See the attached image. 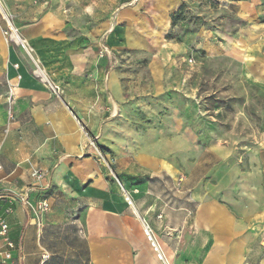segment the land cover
I'll return each instance as SVG.
<instances>
[{"label":"crops","instance_id":"crops-1","mask_svg":"<svg viewBox=\"0 0 264 264\" xmlns=\"http://www.w3.org/2000/svg\"><path fill=\"white\" fill-rule=\"evenodd\" d=\"M31 1L4 0L18 34L6 37L0 21V217L10 262L264 264V182L239 180L221 148L213 180L184 166L126 163L125 71L109 67L114 53H141L152 84L164 86L171 73L162 66L184 55L227 57L264 89V0ZM41 198L48 208L35 219L23 199Z\"/></svg>","mask_w":264,"mask_h":264},{"label":"rangeland","instance_id":"rangeland-1","mask_svg":"<svg viewBox=\"0 0 264 264\" xmlns=\"http://www.w3.org/2000/svg\"><path fill=\"white\" fill-rule=\"evenodd\" d=\"M10 14L4 0H0V21L9 38ZM230 23L240 22L231 18ZM11 30L18 34L12 26ZM108 51L103 53L111 56ZM184 56L170 66H162L171 74L164 77V86H157L150 79L148 56L128 49L114 53L109 67L125 71V85L118 96L123 105L120 115L124 123L119 126L125 132L121 141L125 162L145 168L184 166L195 176L204 171L206 179L213 180L209 171L218 161L213 149L221 148L226 151L227 161L236 166L239 180L254 185L264 182V89L244 81L235 60L197 53ZM109 99L115 100L111 94ZM110 130L116 131V126ZM98 146L110 154L108 146ZM108 161L115 163L117 156ZM258 190L264 195V188Z\"/></svg>","mask_w":264,"mask_h":264},{"label":"built area","instance_id":"built-area-1","mask_svg":"<svg viewBox=\"0 0 264 264\" xmlns=\"http://www.w3.org/2000/svg\"><path fill=\"white\" fill-rule=\"evenodd\" d=\"M9 30H10V37L12 36V30H11V23L9 20ZM7 31H4V34H7ZM107 47L103 49L102 52H107ZM188 62H192V58L188 59ZM16 66V65H15ZM19 78V76H18ZM53 91L58 94V89L55 88ZM16 91H15V85H12L11 83L7 82V91H6V102L7 104H11L13 100L15 99ZM8 115L11 117L10 110H8ZM34 177H40L41 173L38 170H35L31 173ZM23 202L25 205L29 207L31 210L33 216L35 219H38L41 213L45 212L48 208V203L46 199L41 198L35 203L30 202L27 199H23ZM8 231V225L4 218L0 217V264H12L10 262L11 255H10V249L13 247V243L9 240L7 236ZM159 257L160 254L158 253ZM47 257L46 254L43 255V259ZM241 264H260L258 261H252L251 259H244Z\"/></svg>","mask_w":264,"mask_h":264}]
</instances>
